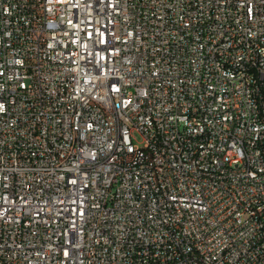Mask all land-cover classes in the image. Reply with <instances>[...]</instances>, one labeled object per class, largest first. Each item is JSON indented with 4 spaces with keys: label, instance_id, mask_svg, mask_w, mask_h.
Masks as SVG:
<instances>
[{
    "label": "built area",
    "instance_id": "built-area-1",
    "mask_svg": "<svg viewBox=\"0 0 264 264\" xmlns=\"http://www.w3.org/2000/svg\"><path fill=\"white\" fill-rule=\"evenodd\" d=\"M0 264H264V0H0Z\"/></svg>",
    "mask_w": 264,
    "mask_h": 264
},
{
    "label": "rangeland",
    "instance_id": "rangeland-1",
    "mask_svg": "<svg viewBox=\"0 0 264 264\" xmlns=\"http://www.w3.org/2000/svg\"><path fill=\"white\" fill-rule=\"evenodd\" d=\"M142 138L140 137V135L138 134V133H134V141L136 142V143H139V144H142L141 143V140Z\"/></svg>",
    "mask_w": 264,
    "mask_h": 264
}]
</instances>
